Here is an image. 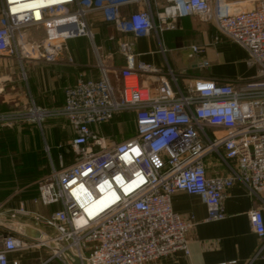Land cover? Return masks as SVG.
Segmentation results:
<instances>
[{"label":"built area","instance_id":"built-area-1","mask_svg":"<svg viewBox=\"0 0 264 264\" xmlns=\"http://www.w3.org/2000/svg\"><path fill=\"white\" fill-rule=\"evenodd\" d=\"M42 1L0 0V56L23 57L35 48L51 61L66 39L91 36L85 15L99 9L118 31L135 37L159 36L187 16L211 22L214 40L225 38L243 47L257 74L235 81L197 77L180 86L171 70L161 74L150 63L128 62L116 73L118 83L102 69L98 79L66 86L59 109L31 106L0 114V120L37 122L50 114L63 116L74 133L71 163L63 165L60 157L59 168L52 167L38 186L40 203L55 208L47 215L22 206L11 211V217L30 214L51 234L45 231L25 242L0 232V264H8L10 252L35 246L50 249L44 262L56 258L62 264H73L68 253L80 264H145L179 250L187 254L192 223L172 209L175 192L198 195L207 220L224 217V190L236 183L256 196L264 192V0L232 12L225 0H165L156 16L145 0L144 9L125 17L119 8L133 0ZM36 25L43 26L45 36L28 43L23 30ZM132 47L131 41L119 44L127 60L133 57ZM190 50L201 53L203 46ZM206 65L203 59L198 62L201 68ZM152 74H159L154 92L139 80ZM122 113L133 115L131 136L110 141L99 133L100 126ZM208 157L223 173L207 174ZM103 195L105 205L93 206ZM248 219L253 231L264 236L261 209H250Z\"/></svg>","mask_w":264,"mask_h":264},{"label":"crops","instance_id":"crops-1","mask_svg":"<svg viewBox=\"0 0 264 264\" xmlns=\"http://www.w3.org/2000/svg\"><path fill=\"white\" fill-rule=\"evenodd\" d=\"M148 1L154 16L165 4V0ZM255 3L256 0H228L227 5L234 11L253 8ZM145 7V0H133L120 6L119 14L125 17ZM85 20L91 36L66 39L63 49L51 61L40 57L35 48L23 57L0 56V114L11 113V107L18 111L31 106L47 111L59 109L66 86L79 79H98L102 69L118 83L116 73L128 62L150 63L161 74L171 70L180 86L197 77L235 81L257 74V66L247 63L243 47L225 38L214 40V25L196 16L179 19L174 28L162 30L159 36L152 32L138 37L118 31L99 9L89 10ZM23 34L28 43L39 42L45 36L41 25L27 27ZM122 41L133 43L131 59L119 51ZM193 45L203 46V51L192 54ZM202 59L207 65L201 68L198 62ZM158 75H141L139 80L154 92ZM16 121L0 120V232L33 242L40 234L51 231L30 214L11 217V211L22 206L30 213L47 215L55 208L37 199L38 181L52 167L59 168L60 157L63 165L71 163L69 140L74 133L63 116L50 114L39 122ZM109 123L113 125L106 136L110 141H121L134 133L131 113L116 115ZM99 129L101 132L103 127ZM211 159L206 160L207 174L223 173ZM171 206L192 223L186 233L188 253L179 250L145 264H264V236L253 231L248 219V211L254 207L261 209L264 218V192L253 195L239 183L226 188L222 200L224 217L218 220L206 219V206L195 194L177 191L171 197ZM49 253L50 249L43 246L19 249L8 254V264H62L56 258L44 262Z\"/></svg>","mask_w":264,"mask_h":264},{"label":"rangeland","instance_id":"rangeland-1","mask_svg":"<svg viewBox=\"0 0 264 264\" xmlns=\"http://www.w3.org/2000/svg\"><path fill=\"white\" fill-rule=\"evenodd\" d=\"M225 2H228V0H225ZM226 8H227V11H228V12H232V10H230V7H227V6H226ZM12 109L18 111V108H14V107H11L9 110H12ZM14 110L11 111V112H16V111H14ZM15 121H16V120H15ZM16 122H17V121H16ZM111 124H112V123H111ZM111 124H110L109 122L103 124V125H102L103 130H102L101 132H99V133L102 134V135H105V137L108 136V134H110V132H111V129L113 128V125H111ZM23 125H25V123H23ZM45 157H46V156H45ZM45 157H44V159H45ZM46 159L48 160L47 157H46ZM48 174H49V171L45 174V177H46ZM40 182H41V180L38 181V186H39Z\"/></svg>","mask_w":264,"mask_h":264},{"label":"bare ground","instance_id":"bare-ground-1","mask_svg":"<svg viewBox=\"0 0 264 264\" xmlns=\"http://www.w3.org/2000/svg\"><path fill=\"white\" fill-rule=\"evenodd\" d=\"M58 0H45V1H42L43 2V5H50V4H53V3H56ZM27 3L29 1H26ZM37 14V12H36ZM106 195H103L101 196L99 199H97V201L95 202V204L93 206L95 207H102L105 205V200H106Z\"/></svg>","mask_w":264,"mask_h":264},{"label":"water","instance_id":"water-1","mask_svg":"<svg viewBox=\"0 0 264 264\" xmlns=\"http://www.w3.org/2000/svg\"><path fill=\"white\" fill-rule=\"evenodd\" d=\"M68 255H69L70 258L72 259L73 264H80V261H79V259H78L77 256H75V255H73V254H70V253H68Z\"/></svg>","mask_w":264,"mask_h":264}]
</instances>
